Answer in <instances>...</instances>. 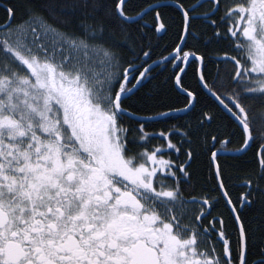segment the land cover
Returning a JSON list of instances; mask_svg holds the SVG:
<instances>
[{"label": "snow or ice", "instance_id": "snow-or-ice-1", "mask_svg": "<svg viewBox=\"0 0 264 264\" xmlns=\"http://www.w3.org/2000/svg\"><path fill=\"white\" fill-rule=\"evenodd\" d=\"M0 264H264V0H0Z\"/></svg>", "mask_w": 264, "mask_h": 264}]
</instances>
